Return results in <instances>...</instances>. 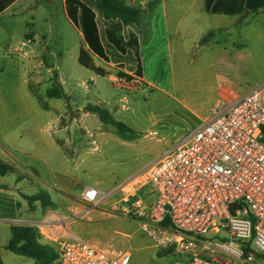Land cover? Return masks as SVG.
Returning a JSON list of instances; mask_svg holds the SVG:
<instances>
[{
  "label": "rangeland",
  "instance_id": "obj_1",
  "mask_svg": "<svg viewBox=\"0 0 264 264\" xmlns=\"http://www.w3.org/2000/svg\"><path fill=\"white\" fill-rule=\"evenodd\" d=\"M62 2L17 0L0 16V126L18 128L20 139L28 147L20 152L12 151L10 155L6 153L4 156L8 161L15 158L19 162H25L29 169L26 171L35 175L37 181L39 176L56 187L51 186L53 192L65 194L56 195V198L54 196L55 200L49 196L52 204L45 207L52 210L50 219L57 224L56 231L62 229L61 226L70 218H66L70 215L67 210L69 204L65 200L69 199L63 187L73 190L76 187L71 186L69 176H78L88 184L101 180L99 186L105 191L110 190L116 183V195L112 193L106 203L93 207L90 203L77 199L73 205H84L89 209L104 207L108 212L116 214V251L129 250L132 254V264H171L178 258L175 252L155 247L143 229L147 224L146 219H140L124 208L130 209L135 200L145 201L143 190H140L145 180L144 177L137 176L174 141L175 135L171 136V131L166 132L161 128L175 127L179 131L182 130L183 122L174 119L171 109L164 108L163 100L168 99L160 92L161 89H171L172 83L175 84L177 59L166 52L159 26L153 39L148 41L147 32L142 28L137 31L140 61L146 78L153 85H145L138 76L134 83L130 82V74L122 70L124 66L127 69L134 66L132 52L120 55L108 51L110 64H104L102 60H98V63L111 70L105 75H97L78 61L82 41L68 19ZM13 8L17 11L10 14ZM258 18L254 19L252 13H248L242 19V24L249 22V28H260L264 23V14H260ZM122 33L125 36L130 34L125 30ZM58 73L64 78L69 96L77 103L88 100L108 109L111 103L120 105V98L126 97V101H122L125 110L128 108L124 112L125 119L120 115H116V119L134 130L118 131L116 126L103 123L97 116L70 127L71 118L67 107H59L62 118L57 122L51 120L58 112L53 111L50 117L42 118L40 105L44 98L48 99L46 88L58 80ZM116 76H126L130 86L117 87ZM82 81L85 82L84 85L81 84ZM61 97L62 100L50 99L52 105L64 101V92ZM150 116L155 118V123H152ZM66 125V128L57 132L59 127ZM86 129L99 144L103 137L107 138L108 142L101 145L99 151L89 152L90 145L87 143L91 138L85 134ZM69 130H77L84 141L82 154L85 160L77 168L62 159L63 155L70 157L67 146L59 145L57 150L50 151L45 144L53 132L56 131L58 136L65 139ZM152 130L158 132L162 138L156 139V136L151 135ZM2 138L0 133L1 144L4 143ZM11 139L21 141L18 138ZM108 146L111 148L107 149ZM2 158L0 150V159ZM23 166L19 167L17 172L23 170L24 178H31ZM41 190L42 188L39 191ZM123 197H126L127 201L121 199ZM32 203H28L30 209L33 208ZM157 226L162 228V225ZM53 248L56 249L55 246ZM1 253L5 264H36L33 258L8 249L2 248ZM249 264H264V257Z\"/></svg>",
  "mask_w": 264,
  "mask_h": 264
},
{
  "label": "crops",
  "instance_id": "obj_2",
  "mask_svg": "<svg viewBox=\"0 0 264 264\" xmlns=\"http://www.w3.org/2000/svg\"><path fill=\"white\" fill-rule=\"evenodd\" d=\"M16 1L2 10L0 16L9 10ZM62 1L64 6V0ZM130 2L132 5H139L144 9L143 19L138 27L128 25L123 29V31L137 35L139 69L136 71L135 60L133 67L127 69L124 66L122 70L128 74L138 76L147 86L153 85L146 78L140 61V42L137 31L142 28L147 32L148 41L153 39L154 32L159 26L166 52L169 56L177 59L175 64L178 66V72L175 84L172 83L171 89H161L160 92L168 99L163 100L164 108L171 109L174 113V119L183 122V127L181 131L175 127H170L169 129L161 128L166 132L171 131V136L175 135L174 141L165 150L180 142L187 131L196 127L207 118L220 101H233L245 94L251 87L264 81V23H262L260 28H249V22L242 24V19L248 15L247 12L232 15L212 13L206 9V0H131ZM15 11L17 9L13 8L10 14ZM249 13H252L253 18L258 20L259 15L264 14V8L252 10ZM70 22L78 31L83 43L81 32L71 20ZM210 32L211 35L206 40L201 41L202 37ZM132 53L135 55L134 52ZM91 56L95 66L103 68L105 74L108 70H111V68L99 64L98 60H102L104 64L107 63L108 65L110 62L94 54H91ZM58 80L66 98H64L62 103H54V106L50 99L62 100V97L44 98V102L40 105L42 118L50 117L54 111L58 112V114H54V118L51 121H59L62 118L59 113V107H67L69 109L70 127L75 126L80 121L82 123L86 119L98 117L97 114L86 109V105L90 103L88 100L77 103L76 100L69 96L64 78L59 73ZM84 83L83 81L81 82L82 85ZM120 100L121 106L111 103L107 109L115 119L116 115H120L122 119H125L124 112L128 109L125 110V104L122 102L126 101V97L123 96ZM150 119L152 123L156 122L153 116H150ZM66 127L67 125L59 127L57 132ZM130 128L133 129L132 127ZM0 131L4 142V145L0 143L3 157L0 160L7 161L14 167L13 171L0 174V256L2 261L4 262L1 249H7L6 244L11 237L10 226L12 224H27L37 227L38 231L44 232V234H40L41 240L52 247L56 246L57 241L63 236L78 237L116 251V226H118L116 214L108 212L104 207L97 209L93 208L94 206L92 205L93 207L89 209L84 205H73L77 199L86 202L81 199V192L87 186H94L110 193V196L112 193L116 195V183L111 186L110 190L105 191L104 188L99 186L102 183L101 180L96 181L95 184H88L78 176H69L68 179L71 186L76 187L75 190L63 187L69 199L65 200L69 204L67 210H69L68 213L70 215L66 216V218H70L63 224L64 229L62 225V229L56 231L57 224H55L48 231L49 233L45 232V228L42 227L41 229L40 226L43 225L45 220L50 219L52 210L43 207L39 200H35L32 203L33 208L30 209L27 200L23 198L22 194L33 195L40 188L46 190L53 200L57 196H64L65 194L53 192L51 186H55L39 176H37V181L35 175L27 172L29 169L25 162H19L15 158H13L14 160L10 159L12 162L8 161L4 154L10 155L12 151L20 152L22 151L21 149L25 150L28 147L20 139L21 135L18 128L5 125L0 126ZM150 132L151 135L156 136V139L162 138L155 130ZM85 134L91 138L89 143H87L90 145L88 147L89 152L99 151L100 146L108 142V139L103 137L101 144H99L87 129ZM11 138H18L21 141H13ZM45 144L50 151L57 150L59 145L67 146L70 157L63 155L62 159L75 168L85 160V156L82 154L84 141L77 130H69L67 136L65 135V139L58 136L55 131L52 135H49ZM110 148L109 146L107 147V149ZM22 165H24L25 171L27 170L26 172L31 175V178H24L23 170L17 172L19 167L22 168ZM36 184L38 187H36ZM140 190H143V198L150 202L153 198L150 189L143 186ZM110 196L107 199H102L100 204L106 203L111 198ZM5 254L7 255V253Z\"/></svg>",
  "mask_w": 264,
  "mask_h": 264
},
{
  "label": "built area",
  "instance_id": "obj_3",
  "mask_svg": "<svg viewBox=\"0 0 264 264\" xmlns=\"http://www.w3.org/2000/svg\"><path fill=\"white\" fill-rule=\"evenodd\" d=\"M116 84L130 86L126 76H116ZM137 177L153 198L124 210L146 219L143 229L155 247L175 252L171 264H249L264 257V81L220 101ZM109 196L94 186L81 192L93 206ZM54 225L47 219L40 227L48 232ZM55 247L52 264H132L129 250L78 237L62 236Z\"/></svg>",
  "mask_w": 264,
  "mask_h": 264
},
{
  "label": "trees",
  "instance_id": "obj_4",
  "mask_svg": "<svg viewBox=\"0 0 264 264\" xmlns=\"http://www.w3.org/2000/svg\"><path fill=\"white\" fill-rule=\"evenodd\" d=\"M15 0H0V12ZM131 0H64L65 12L72 23L82 34L83 43L79 48V63L94 71L98 75H104V69L95 66L91 54L105 61H109L108 51L120 55L135 53L136 71L139 69L137 35L122 34L128 25L139 26L143 19V8L139 5L129 4ZM245 0H206V9L212 13L226 15L242 14L245 12ZM264 8V7H263ZM211 35L207 33L202 37L204 41ZM86 46V47H85ZM48 97H61V85L56 79L55 83L47 89ZM86 109L98 115L103 123H110L118 128V131L131 130L130 127L115 119L107 109L88 103ZM14 170V167L0 160V174ZM28 203L39 200L46 207L52 204L48 193L41 190L33 195L22 194ZM162 225H169L165 218ZM11 237L6 244L10 251L33 258L36 264H52L56 258L55 249L41 240L37 227L27 224H12L10 226ZM0 264H4L0 256Z\"/></svg>",
  "mask_w": 264,
  "mask_h": 264
},
{
  "label": "water",
  "instance_id": "obj_5",
  "mask_svg": "<svg viewBox=\"0 0 264 264\" xmlns=\"http://www.w3.org/2000/svg\"><path fill=\"white\" fill-rule=\"evenodd\" d=\"M244 7H245V12L249 13L252 10L263 8L264 0H245Z\"/></svg>",
  "mask_w": 264,
  "mask_h": 264
}]
</instances>
